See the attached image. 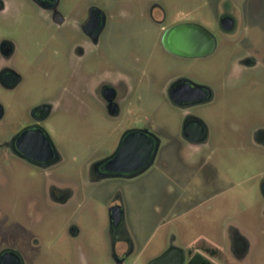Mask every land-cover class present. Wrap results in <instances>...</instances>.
<instances>
[{
    "label": "flooded vegetation",
    "instance_id": "obj_1",
    "mask_svg": "<svg viewBox=\"0 0 264 264\" xmlns=\"http://www.w3.org/2000/svg\"><path fill=\"white\" fill-rule=\"evenodd\" d=\"M218 3L213 17L214 29L206 23L185 18L165 25V6L159 2L150 6L153 24L161 25L159 45L153 46L160 47L168 58L169 75L160 95L169 101L181 120L178 136L166 140L147 122H137L142 97L136 92V80H143L145 73L137 66V59L133 60L134 69L110 65L112 62L104 47L112 31L113 17L101 1L0 0V86L13 95L25 85L24 75L15 61L20 43L12 36L19 31L36 37L37 42L29 45L41 50L43 62L60 63L65 71L54 90V85L42 82L39 97L12 96L7 104L0 101V121L6 113H13H10L9 123L13 132L7 140L0 141V264H30L25 247L30 240L33 244L39 241L40 221L69 205L78 194L79 187L70 178L73 176L62 172L67 157L54 139L51 126L58 118L74 117L80 112L101 111L112 121H118V127L113 130L116 144L112 151L100 153L97 159L93 155L88 161L87 176L91 183L139 177L152 168L169 143L184 146L188 154L200 157L206 167L214 157L216 161L221 159L220 148L225 143L217 137L222 134V140L225 139L226 131L239 137L236 142H230L238 144L243 153L251 151L247 159L259 166L257 172L246 173L245 180L254 174L259 177L256 188L262 194L264 208V108L248 109L240 114L236 113V103L232 102L243 91L253 99L257 90L264 89V73H260L264 69V49L250 39V34L245 35L250 29L244 27L246 16L241 13L238 2L218 0ZM155 11L162 17L156 16ZM218 59L221 62L217 65L221 67L213 66L215 76H207L206 69ZM185 64L197 66L201 71L194 74L178 67ZM223 98L231 109L225 111L224 120L219 116L220 119L212 122L204 111L220 106ZM261 105L264 107V99ZM127 147L135 149V160L130 164L126 163V158L118 165L111 163L122 148ZM149 148L152 151L144 165L125 171L139 164ZM30 174L40 177V188L35 192L38 196L29 198V188L23 187L21 190L26 196L22 202H12L8 191L11 186L14 189L16 177L28 180ZM242 189L248 188L242 186ZM254 189L253 186L249 191ZM108 216L109 252L116 264H123L135 249L125 210L121 204H113ZM224 227L223 236L229 247L223 244L186 247L174 243L169 248L184 251V264L191 257V250L211 260L216 258V264H244L251 245L249 234L233 222ZM69 231L74 237L80 235L76 224H72ZM205 247L213 248L214 252H206ZM78 253L82 263L87 264V255L81 246Z\"/></svg>",
    "mask_w": 264,
    "mask_h": 264
},
{
    "label": "rangeland",
    "instance_id": "obj_2",
    "mask_svg": "<svg viewBox=\"0 0 264 264\" xmlns=\"http://www.w3.org/2000/svg\"><path fill=\"white\" fill-rule=\"evenodd\" d=\"M99 1L113 17L112 31L104 47L112 62L110 65L134 69L133 60L137 59V66L146 75L144 77L143 74V80H136V92L142 97L137 122H147L164 139H173L179 134L181 120L169 101L160 95L169 75L168 58L160 47L153 46L159 45L161 25L153 24L149 16L150 6L153 2L165 6V25L185 18L206 23L214 29L213 17L218 10V0ZM236 1L241 13L246 16L244 27L250 29L245 35L250 34V39L256 40L264 49V0ZM155 15L162 17L158 11H155ZM12 36L20 43L15 61L24 75L25 85L13 95L0 86V101L7 104L12 96L39 97L42 82L54 85V90L57 81L64 78L63 65L42 61L44 54H41V50L29 45L37 42L35 36L22 31L12 33ZM45 56L50 59L49 54ZM217 62L221 61H214L208 67L210 69H206L207 76H215L213 66L221 67ZM178 67L194 74L201 71L199 67L188 64ZM260 73H264V69ZM43 75L47 77L44 79ZM263 93L262 88L256 91L253 99L244 91L235 96L232 102L236 103V113L263 109ZM228 98L233 108L230 96ZM225 101L226 98H223L224 103L220 106L204 111L212 122L220 119L219 116L224 120L225 111L230 108ZM10 113L13 114L11 111L6 113L0 121V141L7 140L13 132L9 127ZM58 119L51 128L54 129V139L66 153L67 162L62 172L73 176L70 178L79 191L69 205L45 219L36 220H41L42 226L37 233L39 241L33 244L30 240L25 247L30 264H83L78 253L80 246L87 255V264H116L107 240L108 211L116 203L125 210V221L135 246L134 253L123 264H147L174 243L186 247H216L222 244L229 247L223 231L226 230L224 225L231 222L243 227L251 238L244 264H264V208L262 194L256 188L259 177L254 174L245 180L246 173L257 172L259 166L254 160L247 159L251 151L243 153L238 144L230 142L239 140L238 136L236 138L224 131L225 139L222 140V134H219L217 140L225 143L220 148L221 159L216 161L214 157L206 167L200 157L188 154L184 146L169 143L152 168L139 177L110 179L93 184L87 176L88 161L93 155L97 159L100 153L103 155L112 151L116 144L113 130L118 127V121H112L101 111L90 114L80 112L74 117ZM39 185L38 175L30 174L28 180L22 176L16 177L14 189L11 186L8 191L9 198L20 204L26 196L21 190L24 187L29 188L28 197L33 199L38 196L35 192ZM242 186L248 189L243 190ZM253 186L255 189L249 191ZM72 224L80 228L78 237L72 236L69 231ZM212 260L217 262L216 258Z\"/></svg>",
    "mask_w": 264,
    "mask_h": 264
},
{
    "label": "water",
    "instance_id": "obj_3",
    "mask_svg": "<svg viewBox=\"0 0 264 264\" xmlns=\"http://www.w3.org/2000/svg\"><path fill=\"white\" fill-rule=\"evenodd\" d=\"M146 150L148 151L142 155V158L140 159V163L136 164V166H132V167L130 166L131 168L128 167L127 169H125V171H132L138 166L144 165L147 162L152 149L149 148ZM135 157H136V152L134 148H130V147L122 148V150L116 155V157L112 160L111 163L118 165L122 160L126 158V163L130 164L129 162L131 161L133 162V159L135 160ZM116 170H119V168ZM184 261H185L184 251L177 247H171L161 255L150 260L147 264H184Z\"/></svg>",
    "mask_w": 264,
    "mask_h": 264
},
{
    "label": "trees",
    "instance_id": "obj_4",
    "mask_svg": "<svg viewBox=\"0 0 264 264\" xmlns=\"http://www.w3.org/2000/svg\"><path fill=\"white\" fill-rule=\"evenodd\" d=\"M204 250L206 252L213 253L214 249L210 247H205ZM191 257L189 258V261L187 264H216L213 262L211 259L206 257L203 253L201 252H196L193 254L192 250L190 251Z\"/></svg>",
    "mask_w": 264,
    "mask_h": 264
},
{
    "label": "crops",
    "instance_id": "obj_5",
    "mask_svg": "<svg viewBox=\"0 0 264 264\" xmlns=\"http://www.w3.org/2000/svg\"><path fill=\"white\" fill-rule=\"evenodd\" d=\"M192 247V246H191Z\"/></svg>",
    "mask_w": 264,
    "mask_h": 264
}]
</instances>
